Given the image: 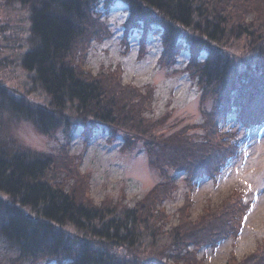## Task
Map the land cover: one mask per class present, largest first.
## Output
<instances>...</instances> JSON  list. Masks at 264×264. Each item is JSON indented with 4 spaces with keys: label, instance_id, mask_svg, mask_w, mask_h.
Instances as JSON below:
<instances>
[{
    "label": "trees",
    "instance_id": "1",
    "mask_svg": "<svg viewBox=\"0 0 264 264\" xmlns=\"http://www.w3.org/2000/svg\"><path fill=\"white\" fill-rule=\"evenodd\" d=\"M101 1L0 0L3 10L26 13L33 37L32 46L20 60L24 76L18 89H10L0 77V110L7 109L18 119L31 122L43 134L83 125L85 146L92 141L94 126L104 125L113 136L156 129L157 123L161 124V118L153 123L141 115L147 108L145 96L152 95L149 90L141 93L132 90L133 85L116 84L113 78L110 83L100 75H87L70 62L71 56L76 57L79 38L85 35L87 16ZM114 1L107 0L105 7ZM119 1L131 8L127 27H143L145 37L154 24L165 29L164 56H169L178 36L185 35L192 58L183 70L196 80L204 97L218 99L216 114L220 118L237 113L243 125L264 123V0ZM176 49L175 58L182 51L178 46ZM202 52L207 55L199 61ZM210 119L201 126L206 133L212 127ZM215 132L213 129L212 135ZM237 135L231 131V138ZM223 138L222 143L230 141ZM198 140L196 144L201 146ZM70 141L66 142L68 147ZM155 141V149L164 155L167 165L175 167L177 156L184 157L180 169L193 178L192 188L200 179L194 176L200 172L193 150L197 145L176 136ZM66 146V162L71 164ZM154 157L159 159L158 154ZM201 163L206 169L215 167L213 162ZM57 172L50 155L15 148L0 138V236L17 255L12 264H203L197 261L199 254L190 252L192 244L200 247L206 238L214 250L225 238L235 239L241 232L238 214L248 212L246 199L237 191L234 198L222 203L221 210L208 206L210 210L198 222L184 215L178 217L177 224L169 219L170 225L164 229L167 223L159 220L161 213L146 211V202L138 200L133 207L123 202L93 203L73 192L77 185L69 187L63 179L56 182L53 176H58ZM75 176L74 183L83 182ZM220 216L231 223L227 233L201 235L200 230L212 221L220 222ZM261 248L262 253L252 256L250 262L264 264V244Z\"/></svg>",
    "mask_w": 264,
    "mask_h": 264
},
{
    "label": "rangeland",
    "instance_id": "2",
    "mask_svg": "<svg viewBox=\"0 0 264 264\" xmlns=\"http://www.w3.org/2000/svg\"><path fill=\"white\" fill-rule=\"evenodd\" d=\"M106 4L107 0H102L96 10L87 14L85 35L79 38L76 57L71 56L70 62L80 66L87 75H100L110 83L113 78L116 84L133 85L132 90L141 93L147 94L149 90L152 95L148 93V99L145 96L147 108L141 111V115L153 123L161 118V124L157 123L156 129L147 128L133 134L124 131L113 136L104 125L94 126L92 141L85 146L83 125L43 134L31 122L20 120L3 109L0 110V138L15 148L19 146L50 155L58 170V176L52 175L55 181L67 180L69 187L77 185L73 192L89 197L93 203L103 205L113 201L133 207L138 200L146 202V211L154 209L155 213H161L159 220L167 223L164 229L170 225L169 219L177 224L178 217L184 215L198 222L210 210L208 206L219 211L225 200L230 201L238 191V196L246 199L248 212L238 214L241 232L237 239L225 238L213 250L207 244L209 239L204 238L200 247L192 244L190 252L194 256L199 254L197 261L203 264H255L250 262L251 257L261 254L264 244V123L244 126L238 121L237 113L227 119L216 114L219 112L218 99L204 97L196 80L183 70L192 58L185 35H179L180 39L170 48V54L177 46L182 49L177 57L175 50L173 55L164 56L162 34L165 29L154 24L145 37L143 27L126 26L131 16L130 6L119 0H115L111 7L109 4L106 8ZM2 6L0 3V77L5 78L4 83L10 89H14L20 86L24 76L20 60L32 46L33 37L26 13L3 10ZM206 55L207 52H202L199 61ZM209 118L212 127L209 126L210 133H206L201 126ZM213 129L216 130L214 135ZM231 131L238 132V135L231 138ZM134 134L138 135L136 141L132 137ZM175 136L182 142L196 144L199 138L202 141L201 146L196 144L193 149L198 156L196 166L200 171L194 176L199 175L200 179L192 188L193 178H187L190 174L180 169L184 157L177 156L178 165L170 166L164 163V155L155 149L158 137L165 140ZM225 136L230 141L222 143ZM67 140H71L69 147ZM133 140L135 145L131 146ZM188 142L186 145L193 147ZM64 145L72 156L71 164L66 162L69 159L63 151ZM157 154L159 159L154 157ZM201 162H213L215 167L206 169ZM75 175L83 180V187L81 182L74 183L72 178ZM221 217H218L220 222L212 221L203 227L201 235H225L231 223H225L227 217ZM16 256L9 243L0 236V261L12 264Z\"/></svg>",
    "mask_w": 264,
    "mask_h": 264
},
{
    "label": "snow or ice",
    "instance_id": "3",
    "mask_svg": "<svg viewBox=\"0 0 264 264\" xmlns=\"http://www.w3.org/2000/svg\"><path fill=\"white\" fill-rule=\"evenodd\" d=\"M248 187L251 188L252 186L249 184ZM245 203H246V201H245ZM245 219H246V217H245Z\"/></svg>",
    "mask_w": 264,
    "mask_h": 264
}]
</instances>
